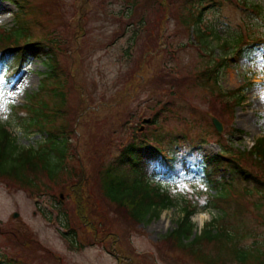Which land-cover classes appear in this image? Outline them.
I'll return each instance as SVG.
<instances>
[{
	"label": "rangeland",
	"instance_id": "rangeland-1",
	"mask_svg": "<svg viewBox=\"0 0 264 264\" xmlns=\"http://www.w3.org/2000/svg\"><path fill=\"white\" fill-rule=\"evenodd\" d=\"M21 1L25 12L22 19L31 22L29 31L19 35L16 29L11 30L19 11L13 0H0V30L7 28L13 37H23L29 42L47 35L61 41L62 51L57 58L62 81L58 90L64 93L65 111L53 124L66 125L72 130L64 148L60 185L56 186L41 174L43 184L39 188L45 192L41 194L0 178V253L27 264H202L168 245L163 248L161 240L182 217L184 203L190 202L195 207L191 219L197 234L218 215L216 210L205 208L206 196L215 194L216 189L198 171L179 170L176 176L154 178L162 184H173L171 194L178 199L175 205L139 225L122 220L112 212L114 235L104 237L99 232L92 235L91 230L80 227L76 232L81 244L76 248L68 246L61 235L62 221L56 218L54 205L60 195V200H67L63 186L77 178L71 175L74 169L85 170L87 177L94 173L99 178L98 173L119 153L114 141L118 137L131 140V132H135L138 124L141 130L136 133H145L154 144L159 141L166 152L176 148L189 151L198 144L195 150L205 159L219 153L221 144L232 143L234 148L245 150L264 136V45L257 49L233 42L235 35H246V21L256 31L254 36L262 34L264 38V0H244L259 6L263 10L260 15L246 11L243 0H158V6L153 3L155 0H138L132 18L137 21L143 17L149 21L147 37L146 33L134 37L133 25L121 33V25L108 14L122 9L125 12L129 0ZM199 12L200 25L214 31L209 35L211 54L199 48L194 38L196 25L187 20ZM223 40L229 44L222 48ZM236 46L242 48L234 51ZM32 54L34 50L28 45L20 66L12 58L13 68H18L10 79L6 78V66L0 61V126L11 127L19 150L40 147L47 136L46 131L25 133L38 127H25L28 121L17 119L25 111L16 106L28 103L30 95L41 93L37 95L48 100L49 91L45 87L39 90L48 70L45 58ZM225 54V64L215 81L214 76L205 82L195 78L198 70ZM214 57L218 58L214 60ZM139 62L140 72L131 74ZM169 68L173 74L180 73L181 79L174 80L167 71ZM218 90L226 95L240 90L237 93L243 97L241 103L235 104L232 110L226 109V95L218 96ZM159 103L167 104L165 112L159 110ZM156 111L160 117L156 123H149ZM128 115L130 128L124 131L121 124ZM210 115L221 121V133L214 129ZM45 120L40 116V124ZM47 141L50 145L53 142L52 138ZM90 153L96 157L88 162L86 156ZM57 154L51 148L47 155L49 165L61 161ZM80 156L85 157L82 160ZM123 171L129 176L132 174L128 166L117 167V173ZM44 185L49 188L45 189ZM242 185L234 184L241 191ZM251 192L246 195L248 208L244 210L242 230L228 228V233L222 230L219 233L224 243L232 240L235 244L243 238L242 244L262 242L261 246H252L255 252L264 246V224L260 223L264 204L257 210L253 204L258 195ZM101 206L105 207L104 203ZM15 213L18 215L14 216ZM204 249L214 251L212 243Z\"/></svg>",
	"mask_w": 264,
	"mask_h": 264
},
{
	"label": "trees",
	"instance_id": "trees-1",
	"mask_svg": "<svg viewBox=\"0 0 264 264\" xmlns=\"http://www.w3.org/2000/svg\"><path fill=\"white\" fill-rule=\"evenodd\" d=\"M13 1H16L15 4L19 10L16 15V27L14 29L19 32V35H22L24 31L29 29L31 22L22 19V16H25L23 1ZM136 1L138 0L128 1L129 3L125 5L126 13L122 10L117 14L108 13L113 21L121 25V33L133 25L134 37L145 34L150 26L149 21H145L143 17L137 21L132 18L134 9L137 7ZM153 3H156L157 6L160 5L158 0L153 1ZM244 9L252 14L259 15L260 13L257 6H244ZM158 16L159 14L155 17V22L158 21ZM199 17L197 15L195 18H191V21L198 23ZM250 23L246 22L247 31L249 32L247 37L253 39L251 45L260 44L261 37L260 35L254 36L256 31L250 28ZM161 24L163 25V23ZM207 36L201 29L196 28L194 38L200 44L199 48L205 51L208 50L210 54L212 48L208 49L210 40ZM21 38L13 37L8 32L0 33L2 60L11 58L16 51L21 49L22 51L17 53L16 61H23L25 47L31 45L34 50L33 56L39 55V57L44 56L45 58L48 70L43 77L44 84L42 83L41 88L45 87L49 94H47V101H45L47 98L39 97L37 95L39 93L30 95V105L18 107L24 109L25 113L24 116L17 115V119L19 121L27 120L28 122L24 124L25 127L35 126L39 130L47 129L48 137L53 140L50 146L56 149L61 163L49 165L47 155L51 153V148L50 150L47 148L26 149L18 152L15 140L5 127H0V178L8 180L13 185L21 188L40 191L41 194H45L39 188L43 184L40 181V175L45 174L51 183H55L56 186L60 185L61 180H58V178L64 166V148L67 147L72 130V127L66 125L55 126L53 124L55 119L65 111L63 109L64 93L58 90L61 87L62 79L60 63L57 58L59 52L62 51L63 44L57 37L50 35L37 38L31 42H20ZM234 41L237 44L239 42L245 44L244 37L241 35H236ZM142 42L144 43L145 39ZM141 58L142 55H140ZM210 62L206 64L204 69L197 71L195 78L205 82L214 74L217 75L216 66H218V63ZM140 66L141 63L139 62L137 67L131 71V74L134 71L139 73ZM167 71L174 80L182 77L180 73L173 74L170 68ZM12 75H14V72ZM217 95L225 96L226 93L218 90ZM226 98L224 106L226 109L232 110L241 97L236 95L235 92H230L226 95ZM50 101L53 102L50 104ZM159 106V110L165 112L167 104L159 103ZM40 116L46 118L45 121H42V124L39 122ZM158 117L160 115L156 111L150 122H148L154 124ZM129 118L128 115L122 121L121 127H124V131L125 129L129 131ZM136 130H141L139 124L136 125L135 132H131V140L118 137L114 141L118 146L119 153L115 159L106 165L103 172L98 173L99 178L96 179L94 173L87 177L85 170L77 171L74 169L71 175H76L77 178L72 179L73 181L63 186L67 200L56 198V218L59 217L60 222L62 221L64 228L62 233L68 235L73 242L75 241L77 246L81 244L76 232L80 227L88 228L92 231V235L99 232V235L104 237L113 236L115 231H112L113 220L110 216L112 212L119 214L122 220L139 225L152 216H157L161 210L175 205L178 200L175 195L167 191L166 187L163 188L160 183H153L151 181L153 177H171L178 173V166L186 170L196 168L203 172L206 181L210 182L211 186L216 189L215 194L206 198L205 208L210 207L216 210L218 215L206 223L200 233L197 234L194 231L195 223L191 219L195 209L189 207L190 202L184 203L182 217L177 221L176 226L161 239L163 240V248L168 245L173 250L177 249L202 264H264V246H262V250L255 249V252H252L254 249L252 246L255 244L261 246L262 242L255 240L250 244H242L243 238L241 241H236L235 244L232 240L224 243L219 233V230L228 233V228H233L236 232L242 230L244 210L248 208L246 195H251V191L256 192L258 195L257 202L253 204L254 207L258 210L264 204V173H262L264 172V138H257L245 150L234 148L232 143L221 144L220 153L207 159L195 156V148L193 147L189 151H183L182 156L172 154L171 157H166L145 133L138 134ZM157 142L159 143V141ZM91 153L86 156L88 162L91 158L96 157L95 155L90 156ZM80 157L83 160L85 156ZM77 160L79 161V167H82L79 158ZM120 165L129 166L135 174L127 176L123 172L117 173V167ZM236 183L243 184L242 191L234 186ZM44 186L45 189L49 188L48 185ZM48 193L53 196L50 192ZM102 203L105 207L101 206ZM50 214L52 213L50 212ZM26 242L30 243V240H26ZM208 243H212L213 252L204 249ZM25 244L24 241L22 245L25 246ZM0 262L5 264H27L17 258L7 257L4 253H0Z\"/></svg>",
	"mask_w": 264,
	"mask_h": 264
},
{
	"label": "water",
	"instance_id": "water-1",
	"mask_svg": "<svg viewBox=\"0 0 264 264\" xmlns=\"http://www.w3.org/2000/svg\"><path fill=\"white\" fill-rule=\"evenodd\" d=\"M212 123L216 130L220 133L222 131V124L221 122L214 116H211ZM14 216H17V213L14 214Z\"/></svg>",
	"mask_w": 264,
	"mask_h": 264
}]
</instances>
